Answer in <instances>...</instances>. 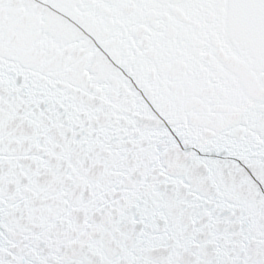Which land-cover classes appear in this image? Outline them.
Segmentation results:
<instances>
[{
	"label": "snow or ice",
	"instance_id": "6c2138e0",
	"mask_svg": "<svg viewBox=\"0 0 264 264\" xmlns=\"http://www.w3.org/2000/svg\"><path fill=\"white\" fill-rule=\"evenodd\" d=\"M0 264H264V0H0Z\"/></svg>",
	"mask_w": 264,
	"mask_h": 264
}]
</instances>
